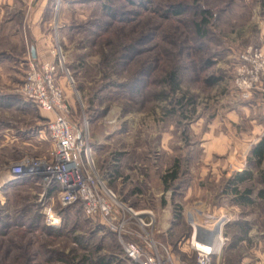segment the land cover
<instances>
[{"label": "rangeland", "instance_id": "obj_1", "mask_svg": "<svg viewBox=\"0 0 264 264\" xmlns=\"http://www.w3.org/2000/svg\"><path fill=\"white\" fill-rule=\"evenodd\" d=\"M249 46L264 47V0H0V183L24 157L44 159L53 150L47 127L54 116L27 102L21 88L32 65L56 64L107 188L127 209L152 212L149 231L175 264H195L193 228L183 217L195 214L191 223L205 226L195 203L221 190L200 193L201 145L214 141L203 138L222 133L234 148L231 133L249 129L251 109L237 119L228 111L237 58ZM257 94L264 100V87L239 98L247 106ZM43 191L32 178L0 189V264H137L117 235L79 206L56 201L61 222L49 226ZM168 207L180 217L162 232ZM205 222L213 230L212 220ZM249 247L230 248L229 264L255 259ZM160 255L170 264L162 249Z\"/></svg>", "mask_w": 264, "mask_h": 264}, {"label": "built area", "instance_id": "obj_2", "mask_svg": "<svg viewBox=\"0 0 264 264\" xmlns=\"http://www.w3.org/2000/svg\"><path fill=\"white\" fill-rule=\"evenodd\" d=\"M58 71L56 64L40 68L32 65L21 88L27 102L54 116L47 127L53 150L48 158L21 159L11 167L10 181L1 182L0 189L15 180L36 179L44 188L39 203L49 226L58 227L61 222L56 201L61 208L79 206L87 218H99L109 231L117 235L126 256L134 263L161 264L162 249L166 262L175 264L169 249L156 241L149 231L154 222L152 212L136 213L127 209L99 176L89 146L88 128H82L75 122L65 91L57 82ZM233 87L242 99H249L255 90L264 87L262 48L249 46L239 53ZM50 192L53 194L49 195ZM144 218H150V221L146 222ZM132 219L140 231L129 228ZM199 235H195L194 227L192 244L197 252L195 264H213V255L228 238L223 237L218 229L208 230L205 226Z\"/></svg>", "mask_w": 264, "mask_h": 264}, {"label": "crops", "instance_id": "obj_3", "mask_svg": "<svg viewBox=\"0 0 264 264\" xmlns=\"http://www.w3.org/2000/svg\"><path fill=\"white\" fill-rule=\"evenodd\" d=\"M262 51L264 52V47ZM233 95L229 100L231 103V107L228 109L230 117L237 119L240 110L251 109L253 114L247 117L249 129L246 133L239 132L237 129L231 133L230 138L236 140L233 143L234 148L231 147L232 144L226 142L227 136L222 133H220L221 136H205L203 138L204 141L208 138H213L214 141L208 143V146L206 143L201 145L202 156L198 164V182L199 187L202 186L204 191L201 189L200 193L205 194L206 197L211 196L210 191H207L209 190L208 186H214L216 189L221 188V190L215 193L214 198H198L195 206H199L197 215L205 227L210 223L205 221L212 220L213 230L218 229L223 237L228 238L225 245L213 255V264H229L226 253L230 248L246 246L248 249L252 244L249 248L257 254L255 259L243 255V258L235 264H264V246L262 245L264 238V146L259 147L264 143V100L261 99L260 94H257L258 98L249 100L248 105L245 106L237 93L234 92ZM240 101L242 105H240ZM257 108L261 113L260 118L256 114ZM222 161L226 163L225 166ZM191 171L192 167L190 166L189 172ZM9 179L6 176L4 181H10ZM191 181L190 185H194L195 181ZM7 185H11V182ZM244 186L250 188L243 190ZM253 188L255 189L253 190ZM246 191H250V193L246 195ZM154 199L160 201L161 198ZM164 201L170 204L167 198ZM171 209L170 207L166 208L164 221L168 220L169 222L163 223L162 232H166L167 227H171L172 229L169 230L173 231L175 227L173 224L177 219L170 211ZM187 215L183 218L186 217V223L191 224L193 233L194 226L204 227L197 223H195L196 225L191 223L190 220L196 218L195 214L189 212ZM198 237H200L199 234Z\"/></svg>", "mask_w": 264, "mask_h": 264}, {"label": "trees", "instance_id": "obj_4", "mask_svg": "<svg viewBox=\"0 0 264 264\" xmlns=\"http://www.w3.org/2000/svg\"><path fill=\"white\" fill-rule=\"evenodd\" d=\"M204 14L206 15L207 13L204 12ZM174 79H175V77H174V75H173V76L170 77V79H169V81H168L170 84L172 83V86L174 87V88H173V91H175V90L177 89V86H178V85H175V83H174ZM263 146H264V143H262V144L259 145V147H263ZM175 178H177V170H176L175 172L171 173V174H167V175H166L165 183L168 184L169 181H172V180H174ZM245 193H246V195H247V194L250 193V191H246ZM176 217L179 218L180 216H176Z\"/></svg>", "mask_w": 264, "mask_h": 264}, {"label": "water", "instance_id": "obj_5", "mask_svg": "<svg viewBox=\"0 0 264 264\" xmlns=\"http://www.w3.org/2000/svg\"><path fill=\"white\" fill-rule=\"evenodd\" d=\"M32 56H33L34 59H36V51H35V49H32ZM200 231H201V227L200 226H196L195 227V235L198 236Z\"/></svg>", "mask_w": 264, "mask_h": 264}, {"label": "bare ground", "instance_id": "obj_6", "mask_svg": "<svg viewBox=\"0 0 264 264\" xmlns=\"http://www.w3.org/2000/svg\"><path fill=\"white\" fill-rule=\"evenodd\" d=\"M196 225V224H195ZM196 227V226H195ZM202 228V227H201ZM210 229H212V228H210Z\"/></svg>", "mask_w": 264, "mask_h": 264}]
</instances>
